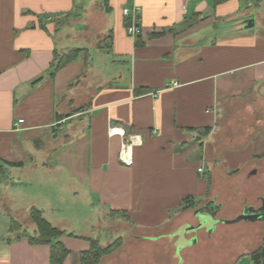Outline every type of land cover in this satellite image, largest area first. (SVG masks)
<instances>
[{
    "label": "crops",
    "instance_id": "crops-1",
    "mask_svg": "<svg viewBox=\"0 0 264 264\" xmlns=\"http://www.w3.org/2000/svg\"><path fill=\"white\" fill-rule=\"evenodd\" d=\"M133 7L140 9L136 38L127 35L122 14ZM258 10L264 11V0H108L105 6L100 0H0V264H49V246L28 242L36 230L24 231L13 215L19 210L40 211L64 232L61 242L69 255L63 264H80L89 239L102 247L117 239L123 243L119 254L99 264H137L121 260L126 254L139 264H166L169 248L182 264L181 253L196 247L200 237L211 239L219 226L262 230L261 221L221 222L258 210L264 201V116L252 108L264 101V21ZM81 13V37L97 32L98 41L90 44L93 58L105 62L98 73L84 44L64 40L68 34L58 44L61 30L78 23ZM74 49L83 52L50 76L55 57ZM73 69L74 77L94 81L72 88L73 77L64 75ZM173 83L178 87L171 88ZM243 101L247 130L244 141L231 146L234 138L224 136L222 120ZM113 128L120 134H110ZM57 129L64 132L61 141L74 147L63 158L67 166L57 157L53 161L67 173L46 176V189L41 185L37 192L62 204L72 192L96 198L102 215L123 221L125 229L114 237L102 239L95 226L90 232L83 224L81 232L55 226L61 220L53 215L60 206L56 199L42 205L17 185L15 178L44 148L42 139H56ZM204 129L210 130L206 137ZM127 141L129 166L119 158ZM9 188L14 192L6 193ZM229 196L240 203L230 217L224 209ZM187 197L196 206L183 212ZM208 203L216 212L199 228L202 216L195 212ZM263 242L264 236L228 264H253L250 254Z\"/></svg>",
    "mask_w": 264,
    "mask_h": 264
},
{
    "label": "rangeland",
    "instance_id": "rangeland-1",
    "mask_svg": "<svg viewBox=\"0 0 264 264\" xmlns=\"http://www.w3.org/2000/svg\"><path fill=\"white\" fill-rule=\"evenodd\" d=\"M264 12V11H263ZM262 11H257L256 14L259 17H262L264 21V13ZM81 19L78 21V23L73 24L72 26H69L66 29H62L61 33L58 35V39L61 43L62 36L68 34V38L64 40L66 41H73L75 43L84 44V47L88 48L89 51H91V59H92V66H93V71L98 73L103 69L104 63H101L98 61L97 58H93V50L95 49L93 45H91V42H96L98 39L94 36L97 33L96 31L94 32L93 30L89 31L85 36L86 37H81L82 32H80L81 27L85 25L86 23V16L83 15V13L80 14ZM259 27V26H258ZM76 31V32H75ZM78 31V32H77ZM78 36V37H77ZM80 36V37H79ZM82 38V39H81ZM100 55V54H99ZM102 55V54H101ZM102 58V57H100ZM104 58L106 59L107 56L104 55ZM107 60V59H106ZM74 69L69 70L65 73L64 77L66 79L72 78V81L70 82L72 88L75 87L78 83L80 82L79 87H88L90 82H93L94 79L92 77H89L87 80H84L85 78L82 77H74ZM83 75V74H82ZM65 82V78L63 79ZM67 91H70V88H68ZM85 96L83 97V99ZM87 100L83 101H78L77 105L81 104H86ZM253 109L257 111L258 116L257 117H262L264 116V101H258L256 103H253L252 105ZM247 108L244 106V101L243 103H240L238 107L236 105L233 106V112L228 114V118L225 120H222V125L223 129L225 130L224 136H232L234 138L233 145H238L239 142L244 141V131L247 130V120L246 117L244 116V109ZM247 111V110H246ZM245 111V112H246ZM264 120V118H262ZM58 131L56 132L57 137L56 139L51 138L50 136V141L42 139V144L43 149L41 150V153H38L37 150L34 154V163H32L31 166L27 167L23 173L20 174L19 178H15L17 185H19V188H26L29 191L27 192H33L35 194V198L37 200H41L42 205L48 204L46 201L50 202L55 200L54 203L57 202V200L60 201L61 198H53L49 194L37 192V189L39 186L42 185V189H46L44 187L48 180L46 179V176H51V175H61L67 172H64V168L57 169L53 166V161L55 160V157L58 158V163H60L63 166L65 165V160L63 158H66L69 154L68 151L72 150L74 147L66 146L65 141H61L62 136L64 132L62 130L57 129ZM63 133V134H62ZM62 134V136H61ZM55 142V143H54ZM59 142V143H58ZM47 143V144H45ZM54 144L58 145V147L62 146V149H56L54 148ZM86 150L84 149L82 151V160H86ZM42 157V158H41ZM48 168H46V166ZM62 167V166H61ZM59 170V171H58ZM22 183V185L20 184ZM85 184L86 182H82ZM244 191V185L241 186V188ZM9 192H14L9 188L6 193ZM38 196V198L36 197ZM230 201L228 204L225 205V213L230 217V215L234 214L236 211L239 210L240 208V203L238 198H230L228 197ZM62 202V200H61ZM57 205L60 204V206L57 209V212H54L53 215H61V220H59V224L55 223L57 227L61 229L68 228L70 231L73 232H81V224L84 225V227L88 231H92V227L95 226L93 232H96L97 235H101L102 239H110L116 235V232H122L125 229L124 224L118 223V221H115V218H112L111 220L107 218V216H104L99 212L97 209V199L93 197H89L88 194L81 192L79 195H75L74 192L71 194H68L67 197H64L63 199V204L62 203H56ZM9 208V207H8ZM22 209V207L20 208ZM46 211V210H45ZM14 218L18 219V221L21 222V224L24 227V231L28 233H32V227H35L31 220H30V215L26 211L19 210L18 213L13 212ZM47 218L51 219L52 213H46L45 214ZM95 223V224H94ZM85 230V229H84ZM83 230V231H84ZM135 232V231H134ZM133 232V234H134ZM132 234V235H133ZM33 235V234H32ZM264 236V227L261 230L260 228H247L244 229V225L242 224H236L232 226H219L215 235L211 237V239H207L206 237H200L199 244L192 248V249H187L181 253L182 255V264H228L229 261L231 260L230 258L234 260L236 256H238L241 253H244V250L252 244L256 243H261V238L263 239ZM103 241V240H102ZM261 246V245H260ZM123 247V243L121 246L118 248L117 251H115L112 255L118 253ZM139 249V247H138ZM169 258L166 262V264H178L177 260L172 259L171 254H172V249H168ZM119 254V253H118ZM139 255V252L137 253ZM232 256H231V255ZM109 255V256H112ZM179 255V253H178ZM108 256V257H109ZM107 257V256H106ZM122 257V256H121ZM121 260H124L128 263H141V260H135V258L132 257V255L129 256V254H126L125 256L122 257Z\"/></svg>",
    "mask_w": 264,
    "mask_h": 264
},
{
    "label": "trees",
    "instance_id": "trees-1",
    "mask_svg": "<svg viewBox=\"0 0 264 264\" xmlns=\"http://www.w3.org/2000/svg\"><path fill=\"white\" fill-rule=\"evenodd\" d=\"M102 4L107 5L108 0H100ZM125 25H129V20L125 19ZM82 50L74 49L62 56H56L50 68V76L55 75L60 69L74 62L79 55L82 54ZM84 63L87 64L88 54L83 53ZM142 90L136 92V94H142ZM83 108L80 107L75 111H82ZM70 115L64 116L67 118ZM63 117L58 118V121L64 119ZM209 129H204L201 134L202 136H207L209 134ZM196 206V202L193 197H187L182 201L180 205L181 211H188ZM30 220L35 226L36 236L34 238L29 237L28 242L31 245H46L50 248L49 254V264H63L69 255V251L66 249L64 244L61 242V238L64 232L53 227L48 223L42 216V213L37 210H31ZM112 216L123 215L122 213H112ZM13 225V224H12ZM14 226L19 228L18 224L14 223ZM18 230V229H17ZM28 237V236H27ZM90 249L87 252L81 254L80 264H99L101 259L112 255L121 246L122 241L120 239L115 240L106 247H102L97 239H89ZM253 264H264V242L263 244L254 252L250 254Z\"/></svg>",
    "mask_w": 264,
    "mask_h": 264
},
{
    "label": "water",
    "instance_id": "water-1",
    "mask_svg": "<svg viewBox=\"0 0 264 264\" xmlns=\"http://www.w3.org/2000/svg\"><path fill=\"white\" fill-rule=\"evenodd\" d=\"M251 21H252V19H251ZM245 23L250 24V20H247ZM125 145L127 147V150L130 151V147H131L130 141H127ZM216 209L217 208L214 207L213 203H208L202 209H199L195 212V213L200 214L202 216L199 228H201V227L203 228V227L210 224V220L213 218V216L216 212ZM241 221H244V222H256V221L264 222V201L262 202V207L258 210L251 209L249 211L243 212L240 216H238L236 219H234L232 221H221V222L224 224H234V223H238Z\"/></svg>",
    "mask_w": 264,
    "mask_h": 264
},
{
    "label": "built area",
    "instance_id": "built-area-1",
    "mask_svg": "<svg viewBox=\"0 0 264 264\" xmlns=\"http://www.w3.org/2000/svg\"><path fill=\"white\" fill-rule=\"evenodd\" d=\"M194 1V0H191ZM122 14L125 18H127L129 20V25L127 27V35L131 38H136L137 35L139 34V27H138V20H139V15H140V9L138 7H133L132 9H124L122 11ZM178 84L177 83H173L171 85V88H177ZM19 123H22V120L19 121ZM113 128L110 130V134H120L119 131ZM129 153L130 151L127 150V147L125 145V147L123 146V148L120 151V161L129 166L131 164L130 161V157H129ZM202 169H198V173H202Z\"/></svg>",
    "mask_w": 264,
    "mask_h": 264
}]
</instances>
